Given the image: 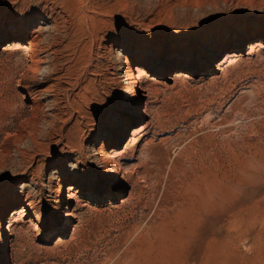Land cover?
<instances>
[{
  "label": "rangeland",
  "instance_id": "rangeland-1",
  "mask_svg": "<svg viewBox=\"0 0 264 264\" xmlns=\"http://www.w3.org/2000/svg\"><path fill=\"white\" fill-rule=\"evenodd\" d=\"M93 1L0 0V264H264V0Z\"/></svg>",
  "mask_w": 264,
  "mask_h": 264
},
{
  "label": "bare ground",
  "instance_id": "bare-ground-1",
  "mask_svg": "<svg viewBox=\"0 0 264 264\" xmlns=\"http://www.w3.org/2000/svg\"><path fill=\"white\" fill-rule=\"evenodd\" d=\"M40 1H41L42 6H43V9H44L43 10V14L51 20V22H52V28L56 32L59 33L55 37L51 38V41L52 42H58V43H62V42H68V43L70 42V43H73L74 42V43H79V42H82L84 40V36H83L84 35V33H83L84 30L80 26L81 22L79 24V18H78V15L79 14H77L78 13V9L76 8V10H73L72 8H70L69 5H68V3H67L69 0H40ZM82 1L84 3V6L93 4V2H94L93 0H82ZM74 6H76V5H74ZM82 12H84V11L82 10ZM61 33H63V34H61ZM255 44H257V43H255ZM80 50L79 49L76 50L75 53L73 54V55H75L73 57L74 58V64H73V66L70 69H67L66 68L67 69L66 72H67V74L69 76H77L79 78L77 79L76 82L73 81L74 83L73 82H70V83H68V85L65 84L66 86L65 87L63 86L65 92L68 91V90H70L73 87L76 88L77 86H81V84H83V87H84V89L86 91L88 89H90V88L91 89L94 88L93 87L94 85H93V82L91 81V79L88 80V81H86V82H84V83L81 82L82 80L80 81V79H81L80 77L84 76V72L86 71L87 65H88L87 64L88 58L86 57V55L84 56V54L82 52H80ZM235 55H236V53H232V52L227 54L228 57L235 56ZM88 66H90V65H88ZM135 71L137 72V74L135 73ZM144 73H145V70L143 69V67L141 65H139V64H136L134 67H132L130 69L129 74L127 75L128 76V79H127L128 80V83H130L132 86L135 87V90H136V92H137L138 95L141 94V90L143 88H142V85L140 83L139 84L137 83V80H138L139 76H141ZM85 80H86V78H85ZM135 131H136V129L134 128V131L132 133L133 135H135ZM115 150L116 149L114 147L111 148V152H113ZM115 157L116 156H114L113 158L115 159ZM108 161H110V160H108ZM74 189H75V187L73 185H68L67 186V190L69 192V194H68L69 196L72 197V194H70V193ZM16 212L17 211L14 210L12 212V216L15 215ZM10 219H11V217H9L8 221Z\"/></svg>",
  "mask_w": 264,
  "mask_h": 264
}]
</instances>
